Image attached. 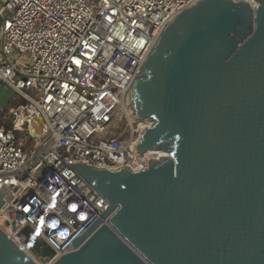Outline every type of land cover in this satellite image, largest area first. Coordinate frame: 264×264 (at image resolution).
Returning <instances> with one entry per match:
<instances>
[{
  "label": "water",
  "instance_id": "water-1",
  "mask_svg": "<svg viewBox=\"0 0 264 264\" xmlns=\"http://www.w3.org/2000/svg\"><path fill=\"white\" fill-rule=\"evenodd\" d=\"M253 1L197 0L166 23L124 96L150 123L133 150L166 155L137 171L71 165L107 208L52 264H264V0ZM0 264L37 263L0 228Z\"/></svg>",
  "mask_w": 264,
  "mask_h": 264
},
{
  "label": "built area",
  "instance_id": "built-area-1",
  "mask_svg": "<svg viewBox=\"0 0 264 264\" xmlns=\"http://www.w3.org/2000/svg\"><path fill=\"white\" fill-rule=\"evenodd\" d=\"M196 1L0 0V88L15 102L0 107V228L27 255L52 264L73 252L107 208L71 165L137 171L163 157L133 150L150 123L124 96L166 23Z\"/></svg>",
  "mask_w": 264,
  "mask_h": 264
},
{
  "label": "rangeland",
  "instance_id": "rangeland-1",
  "mask_svg": "<svg viewBox=\"0 0 264 264\" xmlns=\"http://www.w3.org/2000/svg\"><path fill=\"white\" fill-rule=\"evenodd\" d=\"M13 97H14V93L8 87H5V86L1 87L0 88V107L7 110L9 107L14 105L15 102L12 101ZM1 118L2 116H0V121H1ZM7 125H8L7 123L4 124V126H7ZM118 128H120L121 131L123 129L126 130L123 123H118ZM26 251L28 255L30 256V258H32V260H34L37 264H46V261L41 256H38L31 250L26 249Z\"/></svg>",
  "mask_w": 264,
  "mask_h": 264
},
{
  "label": "bare ground",
  "instance_id": "bare-ground-1",
  "mask_svg": "<svg viewBox=\"0 0 264 264\" xmlns=\"http://www.w3.org/2000/svg\"><path fill=\"white\" fill-rule=\"evenodd\" d=\"M149 123V122H148ZM160 156H165L166 154L165 153H163L162 151H160ZM0 221H1V219H0Z\"/></svg>",
  "mask_w": 264,
  "mask_h": 264
}]
</instances>
